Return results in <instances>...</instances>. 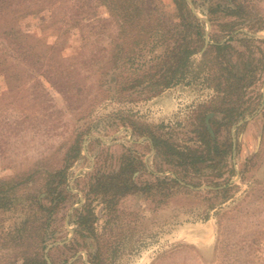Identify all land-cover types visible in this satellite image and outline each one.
Wrapping results in <instances>:
<instances>
[{
  "label": "rangeland",
  "instance_id": "374dc122",
  "mask_svg": "<svg viewBox=\"0 0 264 264\" xmlns=\"http://www.w3.org/2000/svg\"><path fill=\"white\" fill-rule=\"evenodd\" d=\"M192 1L205 50L158 94L125 84L154 64L170 45L165 37L134 62L114 58L106 76L94 77L84 60L107 41L100 26L60 21L76 0H58V9L25 0L0 16V193L42 187L12 185L35 171H59L80 148L55 195L40 194L54 206L43 250L48 264H264V0ZM160 4L173 7L171 0ZM91 10L99 19L108 14L97 5ZM226 43L224 57L240 82L219 91L213 73L223 57L211 46ZM24 53L34 62H22ZM65 66V77H46L44 71ZM204 122L216 151L206 144ZM172 148L183 158L171 156ZM185 157L193 165H181ZM128 163L137 187L156 184L150 194L137 189L109 203L91 192ZM165 178L179 181L167 196L154 192ZM86 207L89 231L79 225ZM13 209L0 217V264L36 254L34 241L19 247L11 240L24 216Z\"/></svg>",
  "mask_w": 264,
  "mask_h": 264
},
{
  "label": "trees",
  "instance_id": "16d2710c",
  "mask_svg": "<svg viewBox=\"0 0 264 264\" xmlns=\"http://www.w3.org/2000/svg\"><path fill=\"white\" fill-rule=\"evenodd\" d=\"M25 0H0V16L11 13L17 8L20 3ZM46 2V5H50V8L58 9L62 6L56 4L58 0H29ZM62 1V0H61ZM173 7L170 10H166L161 4L160 0H86L83 3L80 0H76V3L72 6V10L64 14L60 21L71 22L74 24H85L93 31L98 26L104 29L102 35H104L107 45L96 54L88 56L84 60L88 71L92 73L94 77H104L110 70V66L113 59L118 56L122 58L124 64L134 62L136 59L142 57V52L147 46L153 44L157 38L165 37L162 41H170V45L159 55L152 58V64L144 75L140 78H136L128 81L129 84H125L133 88L138 84L143 85L144 89L160 93L165 88L174 85L184 75L186 67L189 63L190 57L200 52L204 47V28L200 19L192 12L189 4L186 0H171ZM26 5L28 2L25 3ZM105 7L108 14L104 18H98L91 10L95 6ZM28 6V5H27ZM94 18V19H92ZM100 22V24H99ZM19 49H26L23 44H16ZM154 47V44L152 45ZM217 48L220 53V57L223 60L218 62V69L213 73L217 90H222L226 87L232 89H238L240 82L239 76L233 70L224 57L225 49H230L229 44H217L211 46ZM153 50V49H152ZM223 52V54H222ZM22 56V62L32 63L34 62L31 55L24 53ZM208 51H206L202 57H207ZM206 61V60H205ZM207 62V61H206ZM207 64V63H206ZM84 65V64H83ZM62 71L59 73L53 72L52 68L44 71L46 77H65L62 75L70 72V67H61ZM109 69V70H108ZM215 74V75H214ZM43 75V76H45ZM210 76V75H209ZM143 77V78H142ZM213 80V78H212ZM225 83V85H224ZM146 84V86H145ZM224 86V87H223ZM203 129L207 133L209 139L206 144L214 151L217 149V140L213 139L209 134L207 125H203ZM155 147H159L161 142L154 141ZM170 147V146H166ZM232 145L229 147L231 150ZM80 148H77L75 155L66 156V165L57 172L49 173L47 176L37 172L30 174L25 178H20L19 181L14 183V187L30 186L33 182H40L41 186L28 193L21 194V196L9 197L7 193H0V217L7 211L18 210L24 216L16 225L12 231L9 232L11 240L16 246L25 247L28 243L33 242L36 248L35 256L24 255L22 264H48L44 255V243L47 233V226L49 221V214L53 211L54 206H47L43 201L41 202L40 194L42 192L47 193L45 199H49L52 195H55L60 185L65 182V173L69 167V161L71 158H79ZM171 156H177L183 158V154L174 148L170 150ZM186 156V155H185ZM181 165L191 164L185 157L180 162ZM135 168L132 163H128L122 168L120 173L105 177L98 183L96 187L92 188V193H102L109 198L108 202H115L117 198H121L130 193H134L137 189L144 190V193L150 194L156 184L137 187L131 180V176ZM44 179V183H43ZM59 179V180H57ZM54 181L57 185H54ZM161 183V184H160ZM158 188L154 192L167 196L170 194L172 187L179 185L177 179H171L166 181V178L160 181ZM43 184V185H42ZM6 183H1V187H6ZM8 190V189H7ZM6 190V191H7ZM64 190H60L58 194H63ZM57 194V195H58ZM115 203L111 204L110 208H114ZM85 207V206H84ZM86 214H79L80 227L87 228L89 224L90 210L86 207ZM87 230H91L90 225ZM32 237L35 240H31ZM8 241V240H7ZM28 252V250L26 249Z\"/></svg>",
  "mask_w": 264,
  "mask_h": 264
},
{
  "label": "water",
  "instance_id": "95a60500",
  "mask_svg": "<svg viewBox=\"0 0 264 264\" xmlns=\"http://www.w3.org/2000/svg\"><path fill=\"white\" fill-rule=\"evenodd\" d=\"M187 3L189 4L192 12L196 15V16H199L196 9H195V5L193 3L192 0H186ZM205 22L207 23V29H206V33H205V47L207 46L208 44V41H209V31H210V27H209V21L207 19H205ZM205 49H203L204 51Z\"/></svg>",
  "mask_w": 264,
  "mask_h": 264
}]
</instances>
